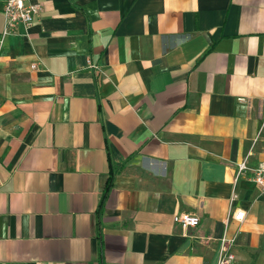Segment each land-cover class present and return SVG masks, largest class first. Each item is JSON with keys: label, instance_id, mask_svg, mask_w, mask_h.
<instances>
[{"label": "crops", "instance_id": "1", "mask_svg": "<svg viewBox=\"0 0 264 264\" xmlns=\"http://www.w3.org/2000/svg\"><path fill=\"white\" fill-rule=\"evenodd\" d=\"M5 1L0 264H264V0Z\"/></svg>", "mask_w": 264, "mask_h": 264}, {"label": "built area", "instance_id": "2", "mask_svg": "<svg viewBox=\"0 0 264 264\" xmlns=\"http://www.w3.org/2000/svg\"><path fill=\"white\" fill-rule=\"evenodd\" d=\"M42 11L40 2L33 0H6L3 7V38L9 35H16L23 29L26 34L33 26L36 18ZM35 67V65H32ZM96 75L102 74L101 66L98 64H90ZM244 100V98H239ZM248 170L251 174V180L258 186L260 191L264 193V160L259 162L256 166L248 165V158L238 165L236 180L242 172ZM246 217V212L242 209H234L228 213L225 221V228L222 237L219 240V252L217 264H240L233 253V247L236 244L239 230L234 234L229 233V222L234 220L242 222ZM174 219L178 221L185 229L196 227L199 224V217L192 213H180L175 215Z\"/></svg>", "mask_w": 264, "mask_h": 264}, {"label": "trees", "instance_id": "3", "mask_svg": "<svg viewBox=\"0 0 264 264\" xmlns=\"http://www.w3.org/2000/svg\"><path fill=\"white\" fill-rule=\"evenodd\" d=\"M111 181H112V177H111Z\"/></svg>", "mask_w": 264, "mask_h": 264}]
</instances>
